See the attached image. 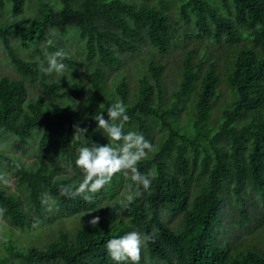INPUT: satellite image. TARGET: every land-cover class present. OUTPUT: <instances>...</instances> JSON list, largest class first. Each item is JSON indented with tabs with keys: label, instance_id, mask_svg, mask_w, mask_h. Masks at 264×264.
Here are the masks:
<instances>
[{
	"label": "trees",
	"instance_id": "1",
	"mask_svg": "<svg viewBox=\"0 0 264 264\" xmlns=\"http://www.w3.org/2000/svg\"><path fill=\"white\" fill-rule=\"evenodd\" d=\"M59 2V9L42 4L26 22L21 18L0 22V41L8 47L19 75H0V144L10 136L24 144L37 140V159L30 165L0 149V178L6 165L18 175L15 190L0 183L1 217L20 231L33 229L46 220L50 197L64 214L98 210L99 220L95 226L86 222L73 231L60 230L42 246L19 248L10 241L3 258L15 259L16 264H118L107 251V241L138 231L154 236L142 249L149 259L163 264H264V250L233 244L231 234L237 231L223 222L232 199H238L245 220L252 194L264 205V0H181L178 10L184 22L193 17L200 31L196 36L222 40L233 52L222 74L214 60L204 71L187 60L171 104L164 99V66L154 62L147 68L152 81L143 77L131 99L124 79L103 93L106 70L119 64L122 54L144 45L160 53L174 47L178 28L171 0ZM6 4L11 14H19L24 0H0V10ZM54 31L76 34L88 60L98 62L87 76L92 97L84 106L72 101L83 93L82 83L66 86L40 71L43 60L25 59L10 48L9 39L14 37L24 51H40ZM51 49L63 50V61L72 63L65 49ZM221 81L230 98L214 119ZM34 86L41 92L29 97ZM189 98L182 123L179 111ZM118 100L130 118L124 131L141 132L155 146L137 165L141 173H156L150 188H141L142 194L125 207L128 193H120V186L132 181L130 174L120 172L91 194L90 201L61 195V186L75 187L82 176L71 180L58 176L60 163L75 165L80 147L109 142L94 117L103 112L107 119L108 107ZM77 126L87 129L85 135L76 131ZM155 127L162 131L157 143ZM104 199L108 204L102 206ZM162 211L169 219L180 216L178 228L169 225Z\"/></svg>",
	"mask_w": 264,
	"mask_h": 264
},
{
	"label": "rangeland",
	"instance_id": "2",
	"mask_svg": "<svg viewBox=\"0 0 264 264\" xmlns=\"http://www.w3.org/2000/svg\"><path fill=\"white\" fill-rule=\"evenodd\" d=\"M137 3L143 0H134ZM172 16L175 20L176 28H178L177 41L174 47L167 53H160L156 49L148 45L141 46L134 53L122 54L121 62L112 68L106 70L107 76L105 78V85L103 93L106 95L113 89L115 84L124 79L129 86L128 99H131L138 84L143 77L147 76L148 80L152 81V76L148 73V65L150 62L161 64L164 66L163 79L165 83L164 99L168 104L172 103L175 96V90L178 88V80L181 78L182 70L184 69L185 62L191 60L194 68L200 66L202 71L208 68L212 60L215 61L217 72L224 73V69L228 64V57L233 52L228 44L224 41H216L209 35L196 36L200 31L194 26L193 17L189 22H184V15L180 14L178 6L181 0H171ZM52 5L54 9L60 8L59 0H24L23 10L19 14H11L8 4L4 9L0 10V22L7 23L12 20L22 19L24 22L32 18L36 10L42 4ZM189 36V37H187ZM51 43H42L40 51H24L21 46H17L16 39L11 37L9 39L10 48L17 53V55L25 59L43 60L44 66L47 65V59L52 54V48H63L70 55L72 63L64 62L67 65V70L59 77L55 73L51 77L57 81L70 86L75 82H80L84 85L83 93L75 96L72 101L78 107L84 106V103L92 97L91 89L87 81L88 74L98 66V62L94 59L88 60L85 45L79 40L76 34L63 35L57 31L50 33ZM205 53V56L203 54ZM0 75L9 77H19L17 71L13 67L11 56L8 47L0 41ZM30 86L28 83H26ZM29 93V97L35 96L41 89L34 86ZM221 93L220 98L213 107L211 117L216 119L220 114L223 107L227 105L230 98V91L225 83L221 81L218 87ZM186 99L183 109L179 111L180 122H185L188 111ZM161 128H154V143L158 142L161 134ZM37 140L30 139L27 144L21 143L18 139L10 136L3 143L0 144V149L8 154H12L21 158L26 164L30 165L37 159ZM77 159V158H76ZM76 162V161H75ZM62 169L57 171V175L67 180L74 177L78 178L83 176L82 170L75 165L60 163ZM4 175L0 178V183L7 185L9 189L15 190V181L18 175L13 174V169L8 165L3 169ZM127 176V175H126ZM120 193L127 192L128 186L123 183L120 186ZM48 197L46 211L44 217L46 220L42 225L36 226L33 229L20 231L13 228L8 222L1 217L0 213V264H16V260L6 261L3 257L6 255L5 246L10 241L19 247L25 248L30 246H42L47 240L55 237L58 231H73L76 227L81 226L82 223L89 222L97 216L98 210L79 213L75 215H67L62 212L57 206L50 201ZM238 199H232L230 204L226 205L228 215L224 219L225 224L234 225L237 232H232L233 244L240 243L241 247H251L259 250H264V205L257 201L254 194H252L247 206L248 220L242 218L239 206L237 205ZM236 201V202H235ZM108 204L106 199L103 200L102 206ZM34 214L33 212H31ZM164 218H167V212L162 211ZM169 225L173 228H178L181 222L180 216L167 218ZM240 234V235H239ZM236 235V237H235ZM239 235V237H238ZM232 236L229 239L232 241ZM142 260V262H141ZM141 260L139 264H163L159 259L151 260L146 255L144 250L141 251ZM22 264V263H20Z\"/></svg>",
	"mask_w": 264,
	"mask_h": 264
},
{
	"label": "clouds",
	"instance_id": "3",
	"mask_svg": "<svg viewBox=\"0 0 264 264\" xmlns=\"http://www.w3.org/2000/svg\"><path fill=\"white\" fill-rule=\"evenodd\" d=\"M65 58L66 53L63 50L52 53L47 59V65L41 64L40 71L48 75L55 73L59 77L64 76L67 70V65L63 63ZM107 117L105 119L103 112H100L94 119L97 121V128L102 130L109 142L104 145L93 142L91 146L79 148L75 163L82 170V180L75 187L61 186L60 193L69 197L83 196L84 200L90 201L91 194L99 192L109 184L116 173L123 172L125 175L130 174L132 181L128 186L126 203L122 202L127 207L142 194L141 188L144 190L150 188L152 180L156 177L155 172L141 173L137 167L140 161L149 158V155L155 151V146L141 132L124 131V124L130 118L123 101L112 103L107 109ZM76 131L85 135L87 129L77 126ZM77 138L79 139V136ZM121 141L122 143H117ZM133 185H135L134 191ZM98 220L99 217H94L89 223L95 226ZM153 239L152 235L129 231L122 236L109 239L106 248L111 258L118 264L125 261L139 264L142 248Z\"/></svg>",
	"mask_w": 264,
	"mask_h": 264
}]
</instances>
